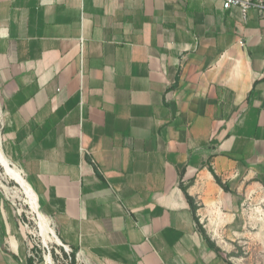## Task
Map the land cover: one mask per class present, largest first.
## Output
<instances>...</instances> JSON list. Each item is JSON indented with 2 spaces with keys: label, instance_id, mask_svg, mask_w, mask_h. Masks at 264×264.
Instances as JSON below:
<instances>
[{
  "label": "crops",
  "instance_id": "1",
  "mask_svg": "<svg viewBox=\"0 0 264 264\" xmlns=\"http://www.w3.org/2000/svg\"><path fill=\"white\" fill-rule=\"evenodd\" d=\"M225 1L0 0V164L56 256L235 264L264 200V10ZM28 258L49 264L0 191V264Z\"/></svg>",
  "mask_w": 264,
  "mask_h": 264
},
{
  "label": "rangeland",
  "instance_id": "2",
  "mask_svg": "<svg viewBox=\"0 0 264 264\" xmlns=\"http://www.w3.org/2000/svg\"><path fill=\"white\" fill-rule=\"evenodd\" d=\"M10 163L16 166L12 162ZM10 168L14 169L12 166ZM0 191L5 202L20 222L25 243L33 245L42 256L47 255L50 251L56 264H65L54 252V249L58 248L54 238L41 236L40 219L26 194L27 189L16 181L6 166L2 164H0ZM256 207L255 224L252 229H238L235 234L229 231L228 235L224 237L227 242L222 246L227 251L224 255L235 264H264V200L257 199ZM63 253V257L66 259V252L63 251Z\"/></svg>",
  "mask_w": 264,
  "mask_h": 264
},
{
  "label": "built area",
  "instance_id": "3",
  "mask_svg": "<svg viewBox=\"0 0 264 264\" xmlns=\"http://www.w3.org/2000/svg\"><path fill=\"white\" fill-rule=\"evenodd\" d=\"M225 2H226L227 7H230V6L239 7L241 9L243 16L250 9H255L259 11L264 10V0H226ZM30 247L33 248L34 246L30 244ZM44 256H45L44 259L47 263L56 264L50 258V251H48L47 255L44 254ZM48 258L50 261L48 260ZM60 258L64 261L65 264H71L70 263L71 260L68 259V262H67V260L63 259L62 256H60Z\"/></svg>",
  "mask_w": 264,
  "mask_h": 264
},
{
  "label": "trees",
  "instance_id": "4",
  "mask_svg": "<svg viewBox=\"0 0 264 264\" xmlns=\"http://www.w3.org/2000/svg\"><path fill=\"white\" fill-rule=\"evenodd\" d=\"M212 174H213V177H214L216 183H217L218 185H220L221 187L224 188V185L221 183V181H220V179L218 178V176H216L213 172H212ZM224 189H225V188H224ZM187 198H188V200L190 201L191 208H192L193 212H195V207H194V205H193L192 199L189 198V197H187ZM199 229H200L201 234H202L203 237L205 238L206 242L208 243L209 247H210L213 251H215L216 253L220 254V253H221V250H220V249H219L214 243H212V242L210 241V239L206 236L205 231L202 229V227H199ZM33 249H35V248L33 247ZM35 251L38 253V251H37L36 249H35ZM73 259H74V257L72 256V260H73ZM32 261H33L32 258H28V260H27V264H32Z\"/></svg>",
  "mask_w": 264,
  "mask_h": 264
},
{
  "label": "bare ground",
  "instance_id": "5",
  "mask_svg": "<svg viewBox=\"0 0 264 264\" xmlns=\"http://www.w3.org/2000/svg\"><path fill=\"white\" fill-rule=\"evenodd\" d=\"M0 158H2V154H1V153H0ZM2 159H3V158H2ZM8 165H9V164H8ZM8 165L6 164L5 166H6V168L8 169V171L11 173L12 177H13L16 181H18L20 184H22L23 186H25V185H24V182H23V180H22V178H21V175H20V173L17 171V169H16V168L11 169L10 166H8ZM25 188H26V186H25ZM26 194H27L29 200L31 201V203L33 204V207H35L34 198H33L32 194H31L28 190L26 191ZM46 227H47V226H45V227L43 228L44 231H46V229H45ZM48 260H49V258H48ZM49 261H50V260H49Z\"/></svg>",
  "mask_w": 264,
  "mask_h": 264
}]
</instances>
